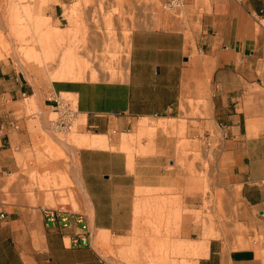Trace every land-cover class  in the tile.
I'll list each match as a JSON object with an SVG mask.
<instances>
[{
    "label": "crops",
    "instance_id": "1",
    "mask_svg": "<svg viewBox=\"0 0 264 264\" xmlns=\"http://www.w3.org/2000/svg\"><path fill=\"white\" fill-rule=\"evenodd\" d=\"M72 1L52 0L48 15L60 18ZM182 9L179 28L130 33L121 80L74 72L32 82L0 59V264H111L99 240L140 236L133 232L152 220L144 204L170 198L176 214L182 211V177L166 171L160 154L130 157L122 147L123 136L145 119L187 114L188 101L192 112H201L192 118L208 122L222 142L228 183L250 215L264 221V0H184ZM61 94L74 102L81 127L91 131L73 136L80 147L70 177L83 192L76 210L83 223L72 218L66 225L47 222L45 205L10 201L4 190L9 177L37 169L25 167L39 139L35 121L54 112ZM83 232L88 244H72ZM171 237L195 241L190 249L199 256L187 264H264V249L229 248L219 237L192 239L183 223Z\"/></svg>",
    "mask_w": 264,
    "mask_h": 264
},
{
    "label": "rangeland",
    "instance_id": "2",
    "mask_svg": "<svg viewBox=\"0 0 264 264\" xmlns=\"http://www.w3.org/2000/svg\"><path fill=\"white\" fill-rule=\"evenodd\" d=\"M51 1L0 0V59L8 60L32 82L63 79L74 72L91 80H121L134 29H176L183 19L182 8L162 9L164 0H74L63 6L60 18H51ZM186 106L191 111L183 116L145 119L123 136L126 145L122 149L130 157L158 153L166 171L176 172L178 180L182 177L185 201L177 214L170 198L146 203V216L152 220L142 223L141 232H133L140 236L99 240L101 253L111 264L196 261L199 255L190 249L195 241L171 237L181 223L185 235L192 239L219 237L229 248L264 249V221L250 215L235 187L228 183V159L222 153V142L208 122L192 118L201 112L197 108L192 112L191 101ZM31 112H35L34 107ZM55 118L56 113L50 112L42 123L35 121L39 139L25 167L35 165L37 169L9 177L4 188L6 199L45 206L65 204L79 210L83 192L70 177L75 172V151L80 147L73 136L91 131L81 127L78 118L70 129H51L49 120ZM165 159L169 161L165 163Z\"/></svg>",
    "mask_w": 264,
    "mask_h": 264
},
{
    "label": "built area",
    "instance_id": "3",
    "mask_svg": "<svg viewBox=\"0 0 264 264\" xmlns=\"http://www.w3.org/2000/svg\"><path fill=\"white\" fill-rule=\"evenodd\" d=\"M183 4L184 0H164L162 3V9L165 11L178 10L183 8ZM54 113H56V118L49 120V126L51 129H70L77 118V109L75 105H72V103L62 95H59L56 99ZM9 125L13 129L17 128L16 123L13 121H9ZM4 129L5 126L0 123V137L4 132ZM43 213L46 221L50 223L66 225L72 218H74L76 223H83L81 214L65 204L45 206L43 208ZM0 216L2 217L3 214L1 213ZM82 228H85V225H83ZM88 242V236L85 232L78 234L77 237L72 240V244L74 245H87Z\"/></svg>",
    "mask_w": 264,
    "mask_h": 264
},
{
    "label": "bare ground",
    "instance_id": "4",
    "mask_svg": "<svg viewBox=\"0 0 264 264\" xmlns=\"http://www.w3.org/2000/svg\"><path fill=\"white\" fill-rule=\"evenodd\" d=\"M75 124V123H74ZM74 124H73V126H74Z\"/></svg>",
    "mask_w": 264,
    "mask_h": 264
}]
</instances>
